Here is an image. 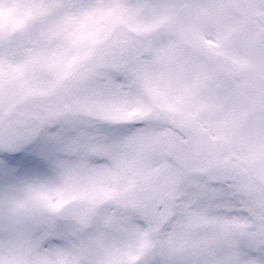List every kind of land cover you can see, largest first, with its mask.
<instances>
[{"label":"rangeland","instance_id":"obj_1","mask_svg":"<svg viewBox=\"0 0 264 264\" xmlns=\"http://www.w3.org/2000/svg\"><path fill=\"white\" fill-rule=\"evenodd\" d=\"M176 12L175 0H0V118L30 112L31 95L69 74L57 69L83 18L144 31ZM169 34L119 73L81 76L70 111L48 117L34 141L51 159L0 180V264H134L149 243L151 264H262L241 245L253 239L249 217L264 215V190L225 158L263 84L247 79L257 81L247 97L222 87L205 52ZM47 192L58 193L51 204Z\"/></svg>","mask_w":264,"mask_h":264},{"label":"water","instance_id":"obj_2","mask_svg":"<svg viewBox=\"0 0 264 264\" xmlns=\"http://www.w3.org/2000/svg\"><path fill=\"white\" fill-rule=\"evenodd\" d=\"M155 32L153 30L139 33L119 23L110 33L111 45L98 53L93 49L92 55H95L96 59L92 67H110L118 71L135 62L142 55L150 53ZM74 81L71 75H68L60 82L54 94L32 96L33 106L41 109L38 117L33 114L9 112L0 120V127L15 130L22 143H31L41 130L46 112L53 115L63 112L62 103ZM238 130L240 155L232 154L230 159L236 158L244 163L251 175L264 186V106L252 105L242 116ZM14 146L16 145L10 143L8 139L0 138V148L6 149ZM151 252L152 247L148 246L136 264H149Z\"/></svg>","mask_w":264,"mask_h":264},{"label":"flooded vegetation","instance_id":"obj_3","mask_svg":"<svg viewBox=\"0 0 264 264\" xmlns=\"http://www.w3.org/2000/svg\"><path fill=\"white\" fill-rule=\"evenodd\" d=\"M183 2L185 9H180L176 2L177 12L164 20V26H169L167 31L172 32L180 29L187 44L196 43L202 50L208 48L218 73L230 85H235L238 78L252 76L237 68L243 64V51L264 66V0ZM223 67L240 74H226ZM261 76L264 79V71Z\"/></svg>","mask_w":264,"mask_h":264},{"label":"clouds","instance_id":"obj_4","mask_svg":"<svg viewBox=\"0 0 264 264\" xmlns=\"http://www.w3.org/2000/svg\"><path fill=\"white\" fill-rule=\"evenodd\" d=\"M113 23V19L107 14L89 16L80 20L73 28L72 40L66 41L64 44L63 63L57 70L68 72L72 80H76L86 73L94 65L96 59L95 55H89V53L93 49L98 53L111 45L110 33ZM169 102L177 103L174 97H170ZM194 102V98L185 101L189 105H194ZM57 196L56 192H47L41 194V200L51 204L57 199Z\"/></svg>","mask_w":264,"mask_h":264},{"label":"snow or ice","instance_id":"obj_5","mask_svg":"<svg viewBox=\"0 0 264 264\" xmlns=\"http://www.w3.org/2000/svg\"><path fill=\"white\" fill-rule=\"evenodd\" d=\"M0 138L8 139L10 143L16 145L0 150V180L11 181L18 178L23 170L35 166L36 160L34 157L37 155L43 160L51 159V154L41 144L35 142L22 143L17 132L11 128L0 127ZM41 227H48V225L41 224ZM248 228L253 239L250 242L243 243L241 251L245 256H258L264 264V215L258 218L249 217ZM52 242H56L55 238ZM153 264H156V262H153Z\"/></svg>","mask_w":264,"mask_h":264}]
</instances>
